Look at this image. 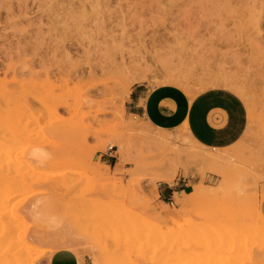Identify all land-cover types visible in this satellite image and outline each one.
Wrapping results in <instances>:
<instances>
[{
  "label": "rangeland",
  "instance_id": "374dc122",
  "mask_svg": "<svg viewBox=\"0 0 264 264\" xmlns=\"http://www.w3.org/2000/svg\"><path fill=\"white\" fill-rule=\"evenodd\" d=\"M139 84L231 89L247 130H160ZM263 218L264 0H0V264H264Z\"/></svg>",
  "mask_w": 264,
  "mask_h": 264
},
{
  "label": "crops",
  "instance_id": "0c3cea01",
  "mask_svg": "<svg viewBox=\"0 0 264 264\" xmlns=\"http://www.w3.org/2000/svg\"><path fill=\"white\" fill-rule=\"evenodd\" d=\"M131 104L132 113L142 116L150 125L160 130L184 128L201 146L218 150L227 149L239 141L249 122L241 96L221 87L210 88L191 97L173 85L149 88L139 84L132 88ZM174 193L172 189L164 192L169 196ZM45 262L83 263L79 253L70 249L48 255Z\"/></svg>",
  "mask_w": 264,
  "mask_h": 264
},
{
  "label": "bare ground",
  "instance_id": "6f19581e",
  "mask_svg": "<svg viewBox=\"0 0 264 264\" xmlns=\"http://www.w3.org/2000/svg\"><path fill=\"white\" fill-rule=\"evenodd\" d=\"M17 47V46H16ZM21 46H18L17 48H20ZM20 50L23 52V53H25L26 51H25V48H20ZM19 53V52H18ZM8 56V55H7ZM10 56V55H9ZM41 59V58H40ZM74 66H71L70 67V71H68V73H70V72H73L72 74H69V75H66V79H65V82H70L71 80H73V76L75 75V73L77 72L76 70H74V71H72ZM11 67H9V69H10ZM75 68V67H74ZM62 70L60 71V74L62 75ZM49 74V72L48 71H46V75H48ZM137 79V78H136ZM225 80V79H224ZM180 82V81H179ZM60 105H61V103H59V101L58 100H54L52 103H51V107H53L54 109L55 108H59L60 107ZM50 107V108H51ZM45 109H48V108H45ZM50 111V110H49ZM36 112V111H35ZM47 113V112H46ZM49 113V112H48ZM34 114V113H33ZM36 114V113H35ZM34 114V115H35ZM34 115H32L31 114V117H32V119L34 118L33 116ZM37 116V115H36ZM30 117V118H31ZM50 117H51V113L50 114H46L43 118L41 117V120H48V119H50ZM34 122H33V125L36 123L37 124V126L38 125H40V121L36 118H34V120H33ZM32 122V121H31ZM42 123V122H41ZM186 130V129H185ZM41 131V130H40ZM117 146V145H116ZM120 148H122V146H120ZM194 150V149H193ZM193 154H195L194 152H193ZM163 179L164 180H168V178H166V177H163ZM16 182V181H15ZM13 183V182H12ZM11 185V184H10ZM13 185V184H12ZM14 186V189L16 190V187L17 186H15V185H13ZM13 186H11V187H13ZM205 187L203 186V184H198V185H196L195 186V189H194V191H192V192H190V193H188L187 195H188V198H189V201L191 200V199H193V197L198 193V192H201V191H205ZM14 190V191H15ZM13 193V192H12ZM15 193H16V191H15ZM14 194V193H13ZM186 204V203H185ZM261 217V216H260ZM264 219V218H263ZM262 224V223H261ZM107 229H109V228H107ZM259 231V230H258ZM94 255H93V257L94 258H96L97 257V255L95 254V253H93ZM181 256V255H180ZM184 256V255H183ZM81 258V260H82V262H83V258L82 257H80ZM33 264H35V263H33Z\"/></svg>",
  "mask_w": 264,
  "mask_h": 264
}]
</instances>
